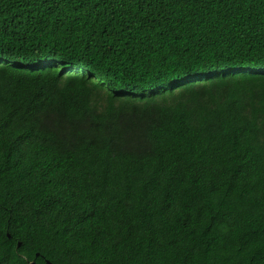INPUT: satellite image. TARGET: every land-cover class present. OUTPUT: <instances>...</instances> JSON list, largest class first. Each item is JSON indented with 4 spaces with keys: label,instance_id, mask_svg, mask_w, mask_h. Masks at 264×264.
Returning <instances> with one entry per match:
<instances>
[{
    "label": "trees",
    "instance_id": "1",
    "mask_svg": "<svg viewBox=\"0 0 264 264\" xmlns=\"http://www.w3.org/2000/svg\"><path fill=\"white\" fill-rule=\"evenodd\" d=\"M0 264H264V0H0Z\"/></svg>",
    "mask_w": 264,
    "mask_h": 264
}]
</instances>
